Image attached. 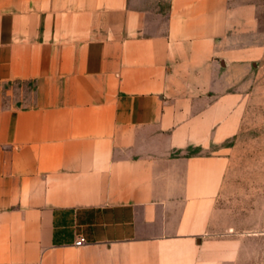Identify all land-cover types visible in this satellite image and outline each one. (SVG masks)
<instances>
[{
    "label": "crops",
    "instance_id": "obj_1",
    "mask_svg": "<svg viewBox=\"0 0 264 264\" xmlns=\"http://www.w3.org/2000/svg\"><path fill=\"white\" fill-rule=\"evenodd\" d=\"M262 57L258 0H0V264H237Z\"/></svg>",
    "mask_w": 264,
    "mask_h": 264
},
{
    "label": "rangeland",
    "instance_id": "obj_2",
    "mask_svg": "<svg viewBox=\"0 0 264 264\" xmlns=\"http://www.w3.org/2000/svg\"><path fill=\"white\" fill-rule=\"evenodd\" d=\"M264 32V0H258ZM241 129L228 139L224 151L232 158V182L241 186L240 216L255 219L253 238L241 241L237 264H264V58L256 64L255 77L240 82ZM250 226V227H253Z\"/></svg>",
    "mask_w": 264,
    "mask_h": 264
},
{
    "label": "built area",
    "instance_id": "obj_3",
    "mask_svg": "<svg viewBox=\"0 0 264 264\" xmlns=\"http://www.w3.org/2000/svg\"><path fill=\"white\" fill-rule=\"evenodd\" d=\"M83 240H84L83 238L78 239V241L76 242V245L78 246V245L82 244L81 242H82Z\"/></svg>",
    "mask_w": 264,
    "mask_h": 264
}]
</instances>
